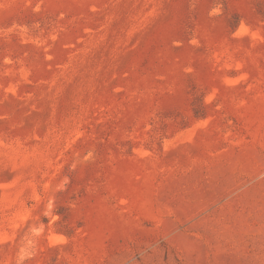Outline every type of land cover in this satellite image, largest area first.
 <instances>
[{"label": "rangeland", "instance_id": "obj_1", "mask_svg": "<svg viewBox=\"0 0 264 264\" xmlns=\"http://www.w3.org/2000/svg\"><path fill=\"white\" fill-rule=\"evenodd\" d=\"M0 264H264V0H0Z\"/></svg>", "mask_w": 264, "mask_h": 264}, {"label": "trees", "instance_id": "obj_2", "mask_svg": "<svg viewBox=\"0 0 264 264\" xmlns=\"http://www.w3.org/2000/svg\"><path fill=\"white\" fill-rule=\"evenodd\" d=\"M192 106H193V113L195 114L196 117H198V115H197V111H196L195 108H194V101H193Z\"/></svg>", "mask_w": 264, "mask_h": 264}]
</instances>
